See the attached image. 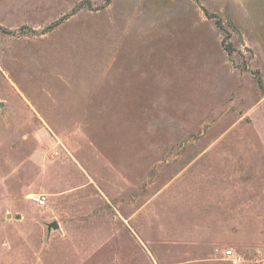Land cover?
Wrapping results in <instances>:
<instances>
[{
	"label": "rangeland",
	"instance_id": "1",
	"mask_svg": "<svg viewBox=\"0 0 264 264\" xmlns=\"http://www.w3.org/2000/svg\"><path fill=\"white\" fill-rule=\"evenodd\" d=\"M232 248L264 264V0H0V264Z\"/></svg>",
	"mask_w": 264,
	"mask_h": 264
},
{
	"label": "crops",
	"instance_id": "2",
	"mask_svg": "<svg viewBox=\"0 0 264 264\" xmlns=\"http://www.w3.org/2000/svg\"><path fill=\"white\" fill-rule=\"evenodd\" d=\"M209 197L211 198L210 201L208 202V205H212L214 202V198L215 197H211L209 195ZM221 208V206H220ZM219 208V209H220ZM219 217V220L220 221ZM241 229V225H239V222L236 221L234 223H232L231 228H225V225H222L220 228V224L219 222L216 224L215 227L209 229L207 228L204 232V236L201 237V243L205 246H216L218 244H220L221 242H225L228 245H231V247H237L240 244V236L241 233H239V230ZM219 230H223L221 231V233L219 232ZM241 230H244L243 227ZM224 232H228V233H224ZM230 232V233H229ZM252 237V236H251ZM250 238V236L247 237V239L245 238L244 240H248ZM231 241V242H229ZM232 250L235 251V249L232 248Z\"/></svg>",
	"mask_w": 264,
	"mask_h": 264
},
{
	"label": "built area",
	"instance_id": "3",
	"mask_svg": "<svg viewBox=\"0 0 264 264\" xmlns=\"http://www.w3.org/2000/svg\"><path fill=\"white\" fill-rule=\"evenodd\" d=\"M30 200L38 207H44L48 203V198L45 194L36 193L30 195ZM223 257L230 263V264H241L243 262V257L236 251L232 249H227L223 251Z\"/></svg>",
	"mask_w": 264,
	"mask_h": 264
},
{
	"label": "water",
	"instance_id": "4",
	"mask_svg": "<svg viewBox=\"0 0 264 264\" xmlns=\"http://www.w3.org/2000/svg\"><path fill=\"white\" fill-rule=\"evenodd\" d=\"M7 218H10V216H7ZM16 219H19V216H16ZM52 229H57V224L55 222H52L48 225Z\"/></svg>",
	"mask_w": 264,
	"mask_h": 264
}]
</instances>
